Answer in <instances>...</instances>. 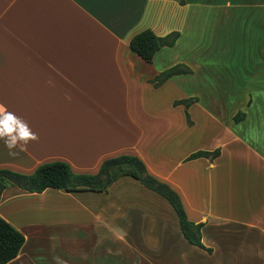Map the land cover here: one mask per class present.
Instances as JSON below:
<instances>
[{"label":"crops","instance_id":"crops-1","mask_svg":"<svg viewBox=\"0 0 264 264\" xmlns=\"http://www.w3.org/2000/svg\"><path fill=\"white\" fill-rule=\"evenodd\" d=\"M243 1L250 0L223 4L233 9L234 50L254 43L264 51V0ZM186 4L0 0V170L31 175L41 164L63 162L75 174L96 175L108 159L135 156L149 175L179 195L188 221L202 225L201 244L210 252L183 238L174 211L162 198L121 177L106 193L47 189L35 194L7 187L0 217L22 235L32 231L23 235V247L8 264H166L167 253L169 264H264V57L234 59L237 104L229 116L244 117L237 124L230 118L202 150L219 148V157L184 162L199 151L194 148L169 164L158 137L163 135L153 131L163 111L179 109L184 115V107H173L174 101L193 97L175 95L174 81L189 78L193 70L184 56L170 59L178 56L186 35L178 27L162 26L169 7L183 10ZM147 29L157 37L179 34L174 46L159 49L150 64L129 49L131 38ZM227 45L219 42V50ZM218 58V81L227 86L231 76L221 72L227 62ZM176 65L192 73L174 76L157 89L148 83ZM188 113L193 127L195 115L217 123L199 100ZM183 127L193 128L185 117ZM73 195L89 204L81 214L49 217L50 212L39 211L43 223L20 227L5 211L13 202L33 208ZM61 216L68 218L71 231H54Z\"/></svg>","mask_w":264,"mask_h":264},{"label":"rangeland","instance_id":"rangeland-1","mask_svg":"<svg viewBox=\"0 0 264 264\" xmlns=\"http://www.w3.org/2000/svg\"><path fill=\"white\" fill-rule=\"evenodd\" d=\"M225 1L184 0L185 3L187 2L188 9L173 10V8L169 7L164 12L162 26L165 28L178 27L186 35L183 37L176 51L178 56L174 54L175 58L170 59L173 61L180 56H184L189 63V67L193 70V74L189 78H180L174 81L173 84L177 88L175 95L178 98L187 95L197 97L203 107L217 122L214 124L212 121L210 122L203 118L198 119L195 115L194 127L192 126L193 128L187 131L183 129L185 116L182 110L163 111L159 119H154L156 125H154L153 131H157L163 135V137L161 135L158 137L165 144L162 152L167 163H172L179 155H183L194 148L204 150L203 148L210 147L209 145L212 144L215 136L217 137V132L224 129L228 125L229 119H232L233 116L230 117L229 115L234 110L235 104H237L235 94L233 93L234 82L232 79V75L234 74V59H246L249 61V58L264 57V51L262 49L260 51L256 46H253L254 43L251 46H242L240 48L241 51L236 49L235 52L233 46L235 33L233 30V9L232 7H224L225 9H223ZM262 1H243V4H253ZM223 22H226L227 25L225 30L222 29ZM222 40L225 44L228 43V45L222 46V49L219 50L218 45L219 42L221 45L223 44ZM218 57L227 62V65L220 71L223 73L225 69L226 75L231 76V79H228L227 86L226 84L224 85L226 89H224L223 84L220 87V82L218 81L220 69ZM243 69H246L248 72L250 67L243 66ZM50 195L55 196L54 194ZM83 198L82 195L72 198L60 197L45 203H36L33 208L32 204L24 205L21 203L19 205L13 202L5 207V211L11 214L14 219L17 218L20 227H23L25 224H29L30 221L43 223L44 218L39 216V211H43L47 215L50 212L49 217L59 214L66 216L81 214V208L84 205H89ZM24 208L27 209L24 210ZM67 219V217L63 218L62 216L58 218L60 226L55 227L54 229L57 230L54 231L58 232L61 230V233H63L62 230L66 232L71 231L72 227L66 223ZM50 220L53 221V219ZM49 231L52 232L53 230ZM50 232L44 231L46 235ZM31 233L30 228L23 231V235L27 237ZM70 240H67L66 246H68ZM75 242L79 243L80 241L76 239ZM69 246H74L73 242ZM162 262L169 264L168 253L162 259Z\"/></svg>","mask_w":264,"mask_h":264},{"label":"trees","instance_id":"trees-1","mask_svg":"<svg viewBox=\"0 0 264 264\" xmlns=\"http://www.w3.org/2000/svg\"><path fill=\"white\" fill-rule=\"evenodd\" d=\"M179 34L169 33L164 37H157L150 30H144L131 38L129 49L145 63L150 64L155 53L163 47H173ZM192 72L184 65H176L156 75L148 83L155 89L161 87L174 76L190 75ZM198 102L196 97L174 101L173 107L183 106L187 127H192L188 109ZM243 114L233 117L235 124L243 119ZM220 150L196 151L191 153L184 162L204 158L212 161L219 157ZM121 177H129L140 185L162 198L174 211L183 238L199 249L210 252L201 244V224L189 222L179 195L167 184L149 175L144 163L135 156L123 155L104 161L96 175L75 174L69 165L63 162L41 164L31 175H23L8 170H0V200L3 191L9 187H16L27 193L41 194L47 189L64 190L66 192H98L106 193L109 187ZM25 243L24 236L0 217V264H8L15 259Z\"/></svg>","mask_w":264,"mask_h":264}]
</instances>
